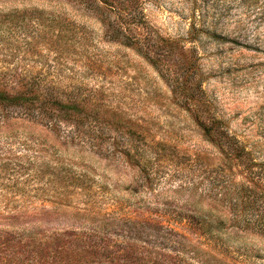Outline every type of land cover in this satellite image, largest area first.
<instances>
[{
	"label": "rangeland",
	"instance_id": "obj_1",
	"mask_svg": "<svg viewBox=\"0 0 264 264\" xmlns=\"http://www.w3.org/2000/svg\"><path fill=\"white\" fill-rule=\"evenodd\" d=\"M97 17L68 0H0V88L47 86L83 115L53 133L20 118L0 121V224L81 232L96 214L182 232L211 209L228 219L214 239L222 257L264 264V235L230 222L237 168L185 111L181 86L109 41ZM147 18L195 50L207 115L264 160V44L255 41L264 0H158ZM181 54L169 58L172 72Z\"/></svg>",
	"mask_w": 264,
	"mask_h": 264
},
{
	"label": "trees",
	"instance_id": "obj_2",
	"mask_svg": "<svg viewBox=\"0 0 264 264\" xmlns=\"http://www.w3.org/2000/svg\"><path fill=\"white\" fill-rule=\"evenodd\" d=\"M68 1L97 15L109 41L134 51L161 76L181 86L185 111L203 137L220 152L224 162L241 174L242 183L231 181L232 227L264 235V160H259L221 120L207 115L195 50L186 49L178 40L163 37L147 18L149 9L158 0ZM256 36V44H264V33ZM212 37L221 38L215 34ZM191 40L189 42H193ZM234 43L243 46L237 41ZM177 49L182 53L179 73L168 68L169 58ZM189 51L190 57L183 56ZM65 100L43 85L23 84L12 92L0 88V121L20 118L44 124L52 133L58 132L63 123H83V115L74 112L75 101ZM125 156L129 158L130 155ZM261 198L260 211L247 217L245 211L253 210ZM197 216L201 221H189L182 226V232L149 220H119L96 214L87 217L89 227L81 232L71 228L52 232L30 222L14 224L8 221L0 224V263L232 264L222 257L218 242L214 240L228 219L218 211L214 215L211 209L208 214ZM190 220H194L193 214Z\"/></svg>",
	"mask_w": 264,
	"mask_h": 264
}]
</instances>
